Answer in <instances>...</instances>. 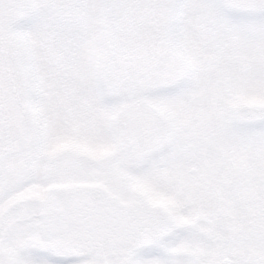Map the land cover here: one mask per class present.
Segmentation results:
<instances>
[{"label":"rangeland","instance_id":"374dc122","mask_svg":"<svg viewBox=\"0 0 264 264\" xmlns=\"http://www.w3.org/2000/svg\"><path fill=\"white\" fill-rule=\"evenodd\" d=\"M264 264V0H0V264Z\"/></svg>","mask_w":264,"mask_h":264},{"label":"flooded vegetation","instance_id":"af4514ba","mask_svg":"<svg viewBox=\"0 0 264 264\" xmlns=\"http://www.w3.org/2000/svg\"><path fill=\"white\" fill-rule=\"evenodd\" d=\"M222 264H231V260L224 257L223 260L221 261Z\"/></svg>","mask_w":264,"mask_h":264}]
</instances>
